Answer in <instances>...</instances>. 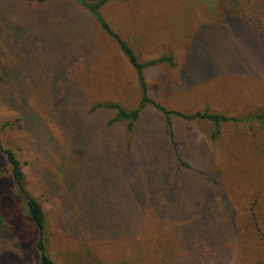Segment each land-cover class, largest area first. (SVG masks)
Returning <instances> with one entry per match:
<instances>
[{
  "label": "rangeland",
  "instance_id": "obj_1",
  "mask_svg": "<svg viewBox=\"0 0 264 264\" xmlns=\"http://www.w3.org/2000/svg\"><path fill=\"white\" fill-rule=\"evenodd\" d=\"M98 11L140 62L172 57L160 63L169 88L190 90L173 107L228 120L184 118L175 144L155 115L131 129L111 121L116 108L92 106L128 112L142 92L86 5L0 0V145L42 207L47 255L264 263V0H109ZM37 238L0 152V264H38Z\"/></svg>",
  "mask_w": 264,
  "mask_h": 264
},
{
  "label": "trees",
  "instance_id": "obj_2",
  "mask_svg": "<svg viewBox=\"0 0 264 264\" xmlns=\"http://www.w3.org/2000/svg\"><path fill=\"white\" fill-rule=\"evenodd\" d=\"M33 1L46 2L49 0H33ZM77 1L83 5H86L87 9L91 13V15L96 19V21L98 22L100 27L104 30V32L108 36L113 38L114 41L118 44L122 53L127 57L130 64L134 67L138 81H139L140 90L142 92L141 100H140L138 107L131 111L126 112L122 108H120L119 105L113 104V103L95 104L91 108L92 111L98 108H116L118 110L117 114L111 121L125 120L127 121V128L131 129L134 121H136L139 116V112L141 108L146 103H152L155 107H157L165 115L166 124H167L166 130H167V133H169L173 144H175V142L173 140L171 120H170V116L172 113L180 115L181 117L188 118V119H193V118L210 119L217 125L220 122H224L228 120L227 117L221 114H218V113L210 112L208 109H205L200 112H196L191 115H185V114L178 113V112H172V111L166 110L159 103L151 100L147 95V86H146L145 78L143 75V70L144 68L148 66H152L158 63L169 62L170 64H173L174 62H173L172 57L169 55L167 56L165 55V56H161L158 58L150 59L145 62H140L137 56L135 55V53L133 52V50L130 48V46L119 36V34L116 31L112 30V28L103 19V17L98 11V9L102 7L104 4H106L109 0H94L93 2H89V3H86L87 1L84 2L83 0H77ZM257 119H264V113L258 114ZM214 135L215 134H213V136ZM0 152L5 156L6 161L10 165L11 177L24 195L28 216L37 230L38 238L35 241V249L38 253V264H55L49 258L46 252L45 240H44V212L42 210L40 203L32 195H30L23 189L24 174H23L20 162L10 149L3 148L0 145ZM257 264H264V263H257Z\"/></svg>",
  "mask_w": 264,
  "mask_h": 264
},
{
  "label": "crops",
  "instance_id": "obj_3",
  "mask_svg": "<svg viewBox=\"0 0 264 264\" xmlns=\"http://www.w3.org/2000/svg\"><path fill=\"white\" fill-rule=\"evenodd\" d=\"M164 68L165 66H162V64L158 63L152 66H148L143 70V75H144L146 86H147V95L151 100L159 103L166 110L183 114L185 112L178 109L177 107H173L172 104H174V102L177 99L175 98V96L179 95L181 98L189 97L190 90L188 88H179L177 90L176 89L173 90L172 88H169L171 84H175V83H170L168 81V76ZM153 83L157 86V89L161 90L160 95L153 96L152 94L149 93L150 87ZM176 83H180V82H176ZM154 115L157 116L156 120L161 121L162 123L161 128H158V129L166 130V127H164L165 125H164V120H163L164 114L157 107H155L152 103L145 104V106L139 112V116L137 120L134 121L133 125L135 123H138L140 120H143L150 116L153 117ZM171 116H172L171 123H172V126H173L172 128L174 131L173 140L176 143L177 137H178L176 129H178L179 126L182 125V120L184 121V118L174 113H172ZM188 130H189L188 133H193L192 126H189ZM202 136H204V133Z\"/></svg>",
  "mask_w": 264,
  "mask_h": 264
}]
</instances>
